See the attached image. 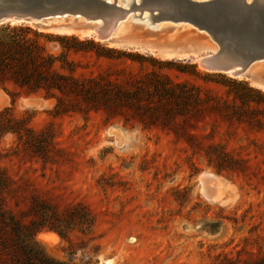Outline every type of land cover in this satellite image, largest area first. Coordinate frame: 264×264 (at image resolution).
<instances>
[{"label": "rangeland", "instance_id": "374dc122", "mask_svg": "<svg viewBox=\"0 0 264 264\" xmlns=\"http://www.w3.org/2000/svg\"><path fill=\"white\" fill-rule=\"evenodd\" d=\"M68 22L54 20L43 31L87 37L59 29ZM99 42L118 49L119 58L72 54L84 64L81 72L118 78L123 86L155 72L201 95L196 109L223 108L175 110L153 121L137 114L147 109L138 104L120 106L130 121L102 109L57 115L56 99L0 85V109L28 111L36 131H53L47 161L15 135L2 138L0 176L10 183L0 187V206L40 227L37 251L67 264H254L264 251V89L251 77L264 75V65L250 77H233L201 68L186 51ZM204 172L221 179L224 200L204 195ZM45 231L57 240L42 238Z\"/></svg>", "mask_w": 264, "mask_h": 264}, {"label": "trees", "instance_id": "16d2710c", "mask_svg": "<svg viewBox=\"0 0 264 264\" xmlns=\"http://www.w3.org/2000/svg\"><path fill=\"white\" fill-rule=\"evenodd\" d=\"M50 45L59 47L56 52ZM103 48L104 52L99 51ZM97 58L110 60L119 58V50L105 46L91 37L77 34L55 33L39 30L23 24L0 25V85L27 95H41L46 100L56 99L54 111L57 115L72 112L89 114L104 110L107 115H123L120 106L146 105V110L137 113L141 117H159L162 113L172 115L175 110L185 115L206 109H219L221 105L197 108L203 97L188 84L156 74L141 82L127 81L123 86L118 78L104 79L102 74H85L79 70L82 61L72 59V54L91 53ZM176 106V107H175ZM225 107V106H224ZM30 113H17L13 107L0 109V155L1 141L7 134L16 136L18 143L40 152L47 161L53 144L51 128L39 132L34 129ZM145 127L150 124L142 118ZM131 123V122H129ZM155 123V122H153ZM224 161L225 155L222 156ZM230 164H225L229 167ZM10 178L0 176V187H9ZM40 227L26 224L5 203L0 206V264H67L55 261L37 251L35 236ZM62 236H65L60 231ZM254 264H264V251L254 259Z\"/></svg>", "mask_w": 264, "mask_h": 264}, {"label": "water", "instance_id": "95a60500", "mask_svg": "<svg viewBox=\"0 0 264 264\" xmlns=\"http://www.w3.org/2000/svg\"><path fill=\"white\" fill-rule=\"evenodd\" d=\"M145 12L148 24L143 23ZM130 15L141 32L117 35L118 23ZM62 18L73 21L59 29L78 30L116 46H131L123 41L131 36L147 52L186 51L187 59L201 68L233 77H249L254 64L264 61V0H131L127 6L118 0H0V25L44 30ZM161 21L188 28L174 37L168 32L162 36L165 32L155 27ZM25 103L42 104L34 99Z\"/></svg>", "mask_w": 264, "mask_h": 264}, {"label": "bare ground", "instance_id": "6f19581e", "mask_svg": "<svg viewBox=\"0 0 264 264\" xmlns=\"http://www.w3.org/2000/svg\"><path fill=\"white\" fill-rule=\"evenodd\" d=\"M112 1V0H110ZM131 2V0H118V4L127 6L129 3ZM145 18L143 19V23L144 24H148V20L146 18L147 14L146 12L144 13ZM64 20V18H62ZM97 24H100V22H97ZM156 30H161L162 32L165 33H169V35L171 37L175 36L176 34L184 31L185 29L188 28V26L186 24L183 23H178L177 25H172L170 23H167L165 21H161L159 23L156 24ZM135 28V25L133 24L131 18L127 17L125 19H121L120 22L118 23L117 27H116V31H117V35H122L123 33L127 32L128 30ZM143 28V27H141ZM65 31H78V30H74V29H67ZM73 33V32H72ZM85 34V33H84ZM126 45L127 44H134L139 46V44L135 43L136 41L131 38V37H127L126 39L123 40ZM112 44H114L112 42ZM115 45V44H114ZM143 48V47H140ZM146 49V48H145ZM153 49V48H151ZM260 65H264V61H260L254 64V66L251 68V70L254 69L256 70L258 66ZM257 71V70H256ZM249 73H251V71H249ZM255 74V73H254ZM231 75V74H230ZM250 77V76H249ZM252 78V84L259 86L261 88L264 89V80L261 76L259 75H255ZM112 132L115 134L118 133V135L121 134V130L120 129H113ZM202 180L204 182V187H203V192L204 195L208 198V200L213 201V202H218V201H222L225 199V191H224V187H223V182L221 181L220 178H218V176H216L215 174L212 173H202ZM40 236L44 239H48V240H57V235L53 232H41Z\"/></svg>", "mask_w": 264, "mask_h": 264}]
</instances>
